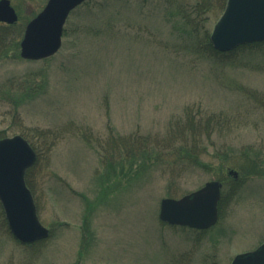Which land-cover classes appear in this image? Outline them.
<instances>
[{
  "label": "rangeland",
  "instance_id": "374dc122",
  "mask_svg": "<svg viewBox=\"0 0 264 264\" xmlns=\"http://www.w3.org/2000/svg\"><path fill=\"white\" fill-rule=\"evenodd\" d=\"M102 1L69 15L54 56L26 61L19 26L46 0H10L18 21L15 44L0 51V136H25L39 152L29 181L50 236L19 243L0 207V264H230L264 241V113L245 92L264 96V52L219 63L191 51L174 6L109 0L100 11ZM220 14L212 1L204 28ZM187 111L225 118L203 140L202 167L174 161L173 126ZM34 129L58 136L50 150ZM242 152L261 174L237 168ZM230 169L242 179L235 191ZM209 180L223 183L214 227L159 220L161 198Z\"/></svg>",
  "mask_w": 264,
  "mask_h": 264
},
{
  "label": "water",
  "instance_id": "95a60500",
  "mask_svg": "<svg viewBox=\"0 0 264 264\" xmlns=\"http://www.w3.org/2000/svg\"><path fill=\"white\" fill-rule=\"evenodd\" d=\"M84 0H47L42 10L25 26L20 56L41 59L54 54L61 44L63 25L69 12ZM17 16L9 0H0V21L12 23ZM212 47L230 51L264 40V0H227L223 13L210 33ZM36 159L20 135L0 139V204L15 239L32 243L48 236L24 182V173ZM230 174L236 176L232 170ZM221 184L207 181L199 189L178 199L162 198L158 217L171 225L206 229L217 220ZM231 264H264V243L254 251L237 254Z\"/></svg>",
  "mask_w": 264,
  "mask_h": 264
},
{
  "label": "trees",
  "instance_id": "16d2710c",
  "mask_svg": "<svg viewBox=\"0 0 264 264\" xmlns=\"http://www.w3.org/2000/svg\"><path fill=\"white\" fill-rule=\"evenodd\" d=\"M142 3H162L166 5L167 7L171 8V5L176 8L175 11H169L170 15L177 17L178 21H181L185 28H182L183 33V40H186L188 42V46L190 47L191 51L195 53L196 55H200L206 58H212L213 61L219 62V63H229L234 62L233 59L235 57H240L243 54L250 52H264V41L261 42H254V43H247L244 45H240L236 47L235 49L228 51V52H220L215 49H213L210 41H209V30L207 28H204V20L206 19L207 9L210 8L211 2L214 0H195L191 3L184 4L180 0H139ZM217 2L221 6V12L224 9L226 0H217ZM109 5V0H104L99 3V9L102 11L105 7ZM94 6V0H87L83 2L81 5H79L76 9L83 8L85 11H88L90 13V10H92ZM75 9V10H76ZM75 10H73L70 14H72ZM30 18L26 17L25 20L28 21ZM21 20V17H20ZM25 21V22H26ZM25 24V23H24ZM15 26L12 25H5L0 23V51L10 47L11 45L15 44L13 42L14 40L11 37V34L15 33ZM23 29V26H19V32L17 33L20 35V31ZM65 28L63 31V34H65ZM186 36V37H184ZM249 97L253 99V101L261 108V110L264 113V96L258 95L255 92L251 91H245ZM225 118L222 114L216 115V114H206L202 115L199 111H197L196 114L191 113L190 111L185 112L184 118H177L172 132V135L176 136L177 141L180 142L179 145L175 146L177 153L180 156L179 162L176 160L175 163L177 164L176 167L182 168V166L185 167L184 164L181 162H185L188 167L194 168V167H202L206 164L202 161H200L201 156L206 152V146H204L203 140H207L211 137L214 130L217 128H220V126H223L222 121H224ZM33 134L36 138L43 141L44 146H47V150L53 146L55 141L58 139V136L56 134H53V131L50 130H40V129H34ZM3 136H0V138ZM24 138L30 143L32 148L35 150V147L33 146V143L24 136ZM174 139V138H172ZM173 147V145H172ZM171 152L174 153L173 149H170ZM37 153V160L39 152L35 150ZM238 161L241 162V165L237 166L238 169L243 174H253L256 175L258 173L261 174V168L259 167L257 162L258 157L255 159V157H249L248 152L246 153H240ZM37 162V161H36ZM36 164V163H35ZM34 164V165H35ZM33 165V166H34ZM29 168L25 173V182L28 188L32 191L29 181V173L31 169ZM242 179H233V183L236 185L232 188L233 191L237 189V185H239L242 181ZM231 190V189H230ZM33 193V191H32ZM224 200L223 193H221L219 202H218V210L219 215L221 216V209H222V202ZM2 213V211H1ZM4 224L5 220H4ZM89 228L88 226H85V231H87ZM43 241L34 243L40 244ZM32 245V244H31ZM30 246V245H28Z\"/></svg>",
  "mask_w": 264,
  "mask_h": 264
}]
</instances>
